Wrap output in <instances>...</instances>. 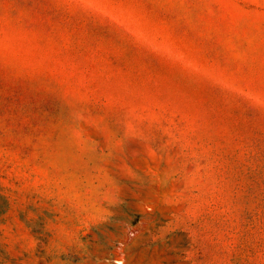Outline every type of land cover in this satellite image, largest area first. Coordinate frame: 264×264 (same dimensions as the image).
<instances>
[{
    "label": "rangeland",
    "instance_id": "rangeland-1",
    "mask_svg": "<svg viewBox=\"0 0 264 264\" xmlns=\"http://www.w3.org/2000/svg\"><path fill=\"white\" fill-rule=\"evenodd\" d=\"M0 264H264V0H0Z\"/></svg>",
    "mask_w": 264,
    "mask_h": 264
}]
</instances>
